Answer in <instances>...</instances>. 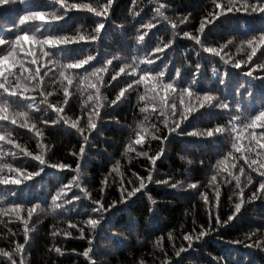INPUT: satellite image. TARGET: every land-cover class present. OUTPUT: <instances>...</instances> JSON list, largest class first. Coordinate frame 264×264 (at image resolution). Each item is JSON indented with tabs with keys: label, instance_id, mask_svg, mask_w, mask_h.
I'll use <instances>...</instances> for the list:
<instances>
[{
	"label": "trees",
	"instance_id": "1",
	"mask_svg": "<svg viewBox=\"0 0 264 264\" xmlns=\"http://www.w3.org/2000/svg\"><path fill=\"white\" fill-rule=\"evenodd\" d=\"M84 2H88V0H84ZM160 2L167 5L165 15L169 16L171 20L164 21L157 16L153 21L156 27L149 31L146 43L143 45H137L135 42L137 22L141 20L147 22L153 19L156 0H135V3H133V0H114L109 12L110 20L105 25V30L98 45L92 47L87 44H75L67 48L54 50V52L66 60L80 59L91 55L95 57L92 63L97 66L105 56L111 53L130 60L131 56H143L145 51H149L159 42L172 40L171 23L175 22L178 25L176 29L178 34L175 42L168 50H165L162 60L158 61L157 65L164 67L167 64L168 70L173 76L176 69L183 66L182 75L187 78L191 72L189 65L198 60L202 65L203 73L198 82L200 87L205 86L209 89H216L221 99L226 98L230 101L232 100L233 103L239 99L244 102L243 107L246 111L252 113L257 111L260 107L259 101L264 100V81L256 80L253 82L254 94L251 100L243 95L247 91L246 81H248L244 72L251 70L252 65L250 63L242 64L241 69L232 68L230 64L224 65L219 61L218 57L202 52L193 40L183 37L184 31L194 35L198 34L196 30L199 28L201 20L206 19L208 12L213 11L212 0H160ZM224 2L227 3V0H224ZM239 2L240 0H238ZM29 4H37L41 7L49 6L47 5V0H29ZM20 7L19 5H11L0 8V35H4L5 38H12L13 36V33L9 30L13 29L18 22ZM133 9L139 15H134ZM216 11H219V9H216ZM71 15V18H65L64 21L57 24L40 27V32L58 34L67 31L73 33L79 28L83 34L90 33L95 26L94 21L97 18L92 13L81 11L74 12ZM183 17H187V20L184 23H180L177 18ZM213 23L215 24L214 26L206 24V43L216 45L235 37V44L226 51H230V54L235 59H245L247 50L241 49L237 52L236 44L239 43L242 36H250L264 31V14L231 13L228 18H221L220 21H213ZM210 27L211 30L208 31ZM201 38L204 39L203 35ZM25 47H31V43L26 42ZM196 51H201L199 57L196 56ZM21 56H23V53H21ZM257 56H259V52ZM170 58L171 63H168ZM25 63L27 66V62ZM85 67L88 66L86 65ZM112 67H118L117 62L114 61L113 66H109V72L104 76L105 81L110 80ZM213 67L217 69V74H213ZM13 70L18 71L19 66L17 65ZM73 71L80 73L83 69ZM223 72H226L227 75L225 82L222 84L220 83L221 76L219 74ZM255 75L264 76V71L257 70ZM119 79L121 77H118ZM115 84L116 82L113 81L112 85ZM120 86L122 87L123 84ZM241 86L244 87L242 88ZM237 90L241 92L239 97L236 96ZM88 91H85L83 95L74 92L70 100V109H65L68 115L81 114V105L86 99ZM101 91L103 95H107L109 100L115 96L112 86L102 88ZM140 93H143V87H141ZM32 95H36V93H32ZM49 99L55 102L62 99V96L57 93ZM20 103H23V101ZM88 103L90 104L91 102ZM143 104L144 102H139L140 106H143ZM41 107L43 108V106ZM32 115L38 127H43V125L38 123L39 120L41 118L54 117L55 113L51 111L44 113L41 111L33 112ZM144 115L139 111L137 92L134 91L130 92L124 103L113 107L106 106L101 110L103 122L90 137V145L86 146L85 160L79 161L82 169H86L92 174L91 179H85L81 184L91 192L93 199L100 198V182L111 171L116 160H120L122 166L120 171L125 176V183L128 178L133 179L135 183L132 177L133 172L140 176H147L151 165L146 157L136 156V151L144 150L148 151L149 155H152L159 149L160 141L151 140L148 137L144 145H137L136 151L129 153L133 157L131 163H128L127 159H121V153L124 152L125 146L129 141L132 128L139 120L143 119ZM227 120L228 116L219 109L206 106V108L189 117L185 124H182V131H206L218 125L225 126ZM116 121H119V123ZM0 123L6 125V122ZM148 124H155L156 128L160 129L159 132H156L149 127L151 133L161 137H169L165 154L156 161V171L153 172L154 179L159 178L170 182L181 181L183 186L178 189H172L167 185L148 183L144 191L156 200V205H152L145 193L140 192L127 203L117 205L106 214V219L100 229L102 237H107L110 234L107 231L108 228H118L129 232L139 228L148 237L147 242L144 244H135L134 241H121L122 251L120 259L126 260L127 264H132L133 261H135V264H140L141 260L144 261V264H154L155 257L162 259V253L154 250L152 246L155 243L156 236L164 238V250L172 257V243H175L177 247L181 244L186 247L187 242L183 241V234L191 232L193 227H196L197 232L200 230V225L207 227L209 208H205L204 201L200 199L196 190L188 189L187 184L196 183L201 192H207L211 202L214 189L209 187L208 183L213 174L217 175L215 183L220 185L221 192L218 212L222 220L231 214L232 207L236 202V198L233 195L237 191L235 189V181L227 182V174L216 170L217 161L224 159L228 152L231 151L228 132L217 133L214 137H193L178 134L179 130L169 134L163 122L156 120L152 116L149 117ZM255 131L259 133L261 129L257 128ZM101 132L103 135L100 134ZM11 133L28 150L33 153L38 151L36 138L32 132L12 126ZM242 135L247 136V132ZM44 143L52 146L51 150L46 154V159L50 158V162L64 163L69 165L70 168L65 169L63 172L46 168L40 176L29 181L26 185L20 186L18 190L22 199L39 202L52 212V215L48 217L39 216L38 214L33 215L30 225H35L37 232L31 234V247L28 248L27 255L32 264H87L85 258L78 256L77 253L83 252L88 247V238H91L88 228L85 226V239H80L78 238L79 233L77 230L68 229V224L64 221L78 223V221L86 219L88 212L85 210L91 208L90 201L82 197L81 201L74 202V205H65L62 209L51 207V195L55 193L60 184H67L71 176L75 174L73 170L78 161L71 153L78 151L80 137L74 133V130L69 131L63 125H56L51 128H44ZM241 143L247 144V140L242 139ZM93 145L95 146L93 147ZM8 147L10 146L6 145L5 150ZM251 155L256 158L255 152L251 153ZM233 157L235 159L230 158L227 163L236 164V168L232 169L235 174L244 161L239 158L240 154L234 151ZM188 160H192L193 163L189 165L187 163ZM4 162L11 163L14 167H23L28 171L35 170L37 163L26 157L15 159L5 157ZM252 175L254 179H258L256 173H252ZM114 176L115 173L108 177V184L111 186L106 187L103 193L106 204L112 199L118 200L120 195L118 185L112 179ZM117 179L119 178L117 177ZM8 187L14 186H0V195L5 194ZM254 190L251 186L247 188L245 190V198ZM73 192H78V189L73 187L68 196L71 197ZM230 196H232L231 200L229 199ZM152 211L154 213L150 215ZM241 211L238 218L221 228L218 232L205 237L203 241H194V246L199 250L190 249L182 253L180 258L173 261V264H216L213 256H223L228 264H243L245 256L249 258L248 264H264V253L258 249L245 248L243 244L235 243V240L251 243V241L245 239V234L257 228L264 230V202L257 200L253 204H246ZM145 217L148 218L147 222H145ZM194 220L195 223L193 222ZM54 227L58 231L68 229L72 232V236L57 235L52 237L51 232ZM8 228H11L17 235L12 237L8 234ZM21 229L22 225L19 221H10L7 227L0 224V247L9 248L13 239L23 242V236L20 234ZM169 232L173 233L174 237L171 243L168 240ZM254 239L256 237H253ZM53 244L65 250V254L61 256L54 252H49ZM72 249H75V252H72ZM129 249L130 255L124 253ZM95 251L96 254H99L104 250L98 246ZM233 256L236 257L235 260H233ZM0 264H6V261L0 258ZM155 264H159L158 259H155Z\"/></svg>",
	"mask_w": 264,
	"mask_h": 264
},
{
	"label": "snow or ice",
	"instance_id": "2",
	"mask_svg": "<svg viewBox=\"0 0 264 264\" xmlns=\"http://www.w3.org/2000/svg\"><path fill=\"white\" fill-rule=\"evenodd\" d=\"M113 3L114 0H88V2H84V0H47L49 6L41 7L37 4H29V0H0V8L11 5L21 6L18 22L13 29L9 30L13 33L12 38H5L4 35H0V122H6V125L0 123V186H14L8 187L7 192L0 195V224L7 227L8 222L19 221L22 225L20 234L23 236V242L13 239L9 248L0 247L3 249L0 251V258H3L6 264H14V262L20 264L23 256L27 255L28 248L31 247V234L34 232V225H30V221L33 215L37 214L34 208L36 202L22 199L18 193L20 186L26 185L29 181L40 176L46 168L55 169L58 172L70 168L69 165L64 163L50 162V158L46 159V154L52 146L44 143V128H51L56 125H63L69 131L74 130V133L80 137V147L78 151L71 153L78 161L73 170L75 174L71 176L67 184H60L55 193L51 195V207L74 205V202L81 201L82 197L86 198L90 201V209L95 211L88 213L87 218L84 220L92 222L98 221L101 213L106 215L111 208L127 203L138 193H146L144 190L147 188L148 183L163 184L172 189L183 186L181 181L170 182L169 180L154 179L153 177V172L156 171V161L165 154L169 137H161L149 131V127L156 128L155 124H148L150 116L156 120H161L169 134L179 130L178 134L182 135L214 137L217 133L228 132L231 151L224 159L217 161L216 170L227 174V182L235 181L237 191L233 195L236 202L232 207V212L226 219H221L218 212L221 192L220 185L215 183L217 181L216 174L211 176L208 183V186L214 189L211 202L207 192H201L196 183L187 184V188L196 190L200 199L209 208L208 224L206 228L200 225L199 232L196 231V227H193L191 232L183 234V241L187 242L186 247L183 244L177 247L175 243H172V248L176 249L172 257L168 255L167 251L163 250L162 260L165 261V264H173L174 260L180 258L182 253L190 249L198 251L199 249L194 246V241H203L205 237L209 236V233L218 232L221 228L230 224L238 218V215L242 212V207L246 204H253L257 200L264 202V100L259 101V109L252 113L244 109L242 100L237 99L233 103L232 100L221 99L216 89H209L205 86L200 87L198 82L203 73L202 65L198 60L189 65L191 72L187 78L182 75L183 66L176 69L174 76L169 72L167 64L164 67H159L157 62L162 60L165 50L171 47L178 34L176 32L178 25L175 22L171 23L172 40L159 42L149 51H145L143 56H131L130 60L111 53L105 56L97 66L92 63L95 57L91 55L80 59L66 60L55 54L54 50L67 48L70 45L87 44L92 47L98 45L105 30V25L110 20L109 12ZM133 3H135V0H133ZM212 4L213 11L208 12L206 19L201 20L200 26L196 30L198 34L194 35L184 31L183 37L193 40L202 52L218 57L224 65L230 64L232 68L241 69L242 64L250 63L252 65L251 70L244 72L248 81H246L247 91L243 95L251 100L254 94L253 82L256 80L264 81V76L255 75L257 70L264 71V31L250 36H242V39L236 44V49L237 52L246 49V58L235 59L230 51H226L235 44V37L216 45L207 44L205 27L206 24L214 26L213 21L218 22L221 18L226 19L231 13L264 14V0H240L239 3L238 0H227V3L224 0H212ZM166 8V4L156 0L153 19L147 22L142 20L137 22L138 27L135 36L137 45L146 43L149 31L156 27L153 21L157 16L164 21H170L169 16L165 15ZM216 9H219V11H216ZM81 11L92 13L97 18L90 33L82 34L79 28L73 33L64 31L58 34L41 33L39 30L44 25L57 24L64 21L65 18H71L72 13ZM133 14L139 15L134 9ZM186 20L187 17L179 18L180 23H184ZM210 30L211 27L208 28V31ZM202 35L204 39L201 38ZM26 42H30L31 47L26 48ZM201 51H196L197 57L200 56ZM258 52L259 56H257ZM21 53H23V56H21ZM114 61L117 62L118 67H112L110 80L105 81L104 76L109 72V66H113ZM25 62H27V66ZM168 63H171V58ZM17 65L19 70L14 71L13 69ZM86 65L88 67H85ZM76 69H83V71L80 73L74 72L73 70ZM212 72L217 74V69L213 67ZM226 75V72L219 74L221 76L220 83L225 82ZM118 77H121V79L118 80ZM113 81L116 82L115 85H112ZM121 84H123L122 87ZM109 86L113 87L115 96L110 100L109 105H104L101 89ZM141 87H143L142 94L140 93ZM85 91H88V94L82 102L81 114L68 115L65 109H70V100L74 92L83 95ZM133 91L137 92L139 111L145 115L132 128L124 151L126 153L136 151V146L144 145L148 137L151 140L160 141V147L152 155H149L148 151H136V153H143L142 156L146 157L151 165L147 176H140L134 172L135 183L133 180L131 184L128 180L125 183L124 180L123 184L118 186L120 193L118 200L106 204L102 196L105 188L108 187V177L113 172H109L101 180L100 198L93 199L88 189L77 183L79 180L77 165H81L79 161L85 160L86 146L90 145V137L103 122L101 110L106 106L113 107L124 103L130 92ZM32 93H36V95H32ZM57 93L61 94L62 99L55 102L51 101L49 98ZM240 95V90H237L236 96L239 97ZM21 101L23 103H20ZM139 102H144L143 106H140ZM206 106L215 107L226 114L228 116L226 125H218L206 131H182V124H185L189 117L206 108ZM21 107L23 111L20 110ZM41 111L44 113L51 111L55 113V116L48 119L41 118L38 123L43 127H38L32 113ZM116 122L119 123V121ZM12 126L32 132L36 138L38 151L33 153L25 145L20 144L12 136ZM257 128L261 129L259 133L255 131ZM245 132H247V136L242 135ZM242 139H246L247 144H242ZM6 145L10 146L7 150H5ZM233 151L239 153V158L244 161L235 174L232 169L236 168V164L227 163L230 158L235 159ZM253 152H255L256 158L252 157L251 153ZM5 157L13 159L18 157L30 158L37 162L35 170L28 171L23 167H14L11 163L4 162ZM116 166L117 162L113 164L114 168ZM252 173H256L258 179H254ZM237 182H239V187L236 186ZM250 186L255 190L251 191L250 195L245 198V190ZM73 187L78 189V192H73L72 196L69 197L68 193L72 191ZM133 189H136L134 194ZM53 197L56 198L54 201ZM120 197L123 199L121 200ZM229 199H232V196ZM241 200L243 203H240ZM237 204L240 205L239 211L236 209ZM230 216L231 219H229ZM67 224L68 229L77 230L79 233L78 238L85 239V226L89 228L88 224L72 223L70 221H67ZM68 229L58 231L54 227L51 236L71 237L72 232ZM257 230L261 229L257 228L246 233V240L251 241V243H241L240 240H235V243L255 248V243L258 241L253 240V237H255L253 232ZM82 232L83 235H81ZM8 234L12 237L17 235L11 228H8ZM168 240L170 243L173 241ZM93 243L94 241L88 238V247L83 252L77 253L78 256L85 258L87 264H91V259H94L96 255V249L92 247ZM157 243L163 246V240L157 241ZM49 251L61 256L65 254V250L56 247L55 244ZM71 251L75 252V249Z\"/></svg>",
	"mask_w": 264,
	"mask_h": 264
},
{
	"label": "clouds",
	"instance_id": "3",
	"mask_svg": "<svg viewBox=\"0 0 264 264\" xmlns=\"http://www.w3.org/2000/svg\"><path fill=\"white\" fill-rule=\"evenodd\" d=\"M169 20H171L170 17H168ZM179 19V18H177ZM103 103L104 105H109L110 100L108 99L107 95H103ZM21 111H23V108H20ZM154 130L156 132H159L160 129L158 128H154ZM101 135H103V133H100ZM95 145H93L94 147ZM130 152H122L121 153V159H127L128 163H131L133 160V157H131L129 155ZM143 153H136V156H142ZM115 162H117V166L114 168H111L110 172L115 173V176L112 177L113 181L118 185H122L124 180H125V176L124 174L120 171L121 169V164H120V160H116ZM187 163L189 165H191L193 163L192 160H188ZM77 169H78V175H79V180H78V184H81L85 179H91L92 178V174L91 172H89L86 169H82L81 165H77ZM112 176V175H109ZM135 176V173H132V177ZM117 177L119 179H117ZM129 181V183H132L131 178L127 179ZM108 186L110 187L111 185L108 184ZM237 187H239V182H237ZM99 191H101V189L99 188ZM88 192L91 194V192L88 190ZM136 192V189H133V194ZM145 196H147L148 200L150 201V203L152 205H154V203L156 202V200L148 195V193H145ZM102 198H104V196H102ZM56 198L53 197V201ZM120 199L122 200L123 198L120 197ZM116 199H112L111 201L114 203ZM231 200V199H230ZM65 203H70V202H65ZM240 203H243V201L241 200ZM125 204V203H122ZM121 204V205H122ZM34 208L36 209V212L39 216H43V217H48L52 215V212L49 211V209L45 208L41 203L37 202L36 205L34 206ZM63 205H57L56 208L54 209H62ZM115 208V207H113ZM111 208L108 213L113 209ZM205 208H207V206L205 205ZM236 209L237 211L240 210V205L237 204L236 205ZM85 211H87L88 213H92L95 210L94 209H86ZM154 213V211L150 212V215H152ZM106 219V215H104L103 213H101L100 215V219L96 222H92V221H86V220H80L78 221L81 224H88L89 225V232L91 234V241H94L95 243L92 244V247H94L95 249L99 246V248L103 249V252H100L99 254H96L94 259H91V264H127L126 260H121L120 259V254L122 251V247H121V241H129L132 242L134 241L135 244H144L145 242H147L148 237L143 233L142 230H140L139 228H136L134 230H132L131 232L126 231V230H121L118 228H108L107 231L110 233L107 237H102L101 236V226L102 223L105 221ZM147 217H145V222H147ZM229 219H231V216L229 217ZM65 223H67V221H64ZM195 223V220L193 221ZM34 227V232H37V229ZM63 231H66V229H64ZM81 235H83V232L81 233ZM212 235L211 233H209V236ZM253 235H255L256 237V241H258L257 243H255V248H250V249H259L260 252L264 253V230H257L253 232ZM173 233L169 232L168 233V239L173 240ZM247 238V235L245 234V239ZM163 240L162 236H156L155 239V243L152 245L153 249L156 251H159L162 253L163 246L162 244L157 243V241H161ZM241 243H243V241H241ZM245 248H249L247 245L244 246ZM3 249L0 248V251H2ZM176 249L173 247L172 248V252H175ZM50 252V251H49ZM127 255H130V249L127 250L126 252ZM13 255H15V253H13ZM211 255V254H210ZM155 259L159 260V264H165V261L160 259L159 257H155L154 258V264H155ZM213 259L216 261V264H228V262L225 260V258L223 256H213ZM236 257L233 256V260H235ZM248 257L245 256L244 260H243V264H248ZM15 264V262H14ZM20 264H32L31 260L29 259L28 255L23 256V258L20 261ZM132 264H135V261L132 262ZM140 264H144V261L141 260Z\"/></svg>",
	"mask_w": 264,
	"mask_h": 264
}]
</instances>
